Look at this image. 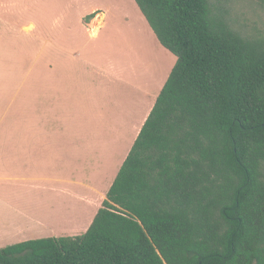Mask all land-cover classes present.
Returning a JSON list of instances; mask_svg holds the SVG:
<instances>
[{
	"label": "trees",
	"instance_id": "16d2710c",
	"mask_svg": "<svg viewBox=\"0 0 264 264\" xmlns=\"http://www.w3.org/2000/svg\"><path fill=\"white\" fill-rule=\"evenodd\" d=\"M134 2L165 84L88 229L0 264H264V39L210 0Z\"/></svg>",
	"mask_w": 264,
	"mask_h": 264
},
{
	"label": "crops",
	"instance_id": "0c3cea01",
	"mask_svg": "<svg viewBox=\"0 0 264 264\" xmlns=\"http://www.w3.org/2000/svg\"><path fill=\"white\" fill-rule=\"evenodd\" d=\"M18 8L14 9L11 5L0 3L2 10L0 15L4 14V18L14 20L13 13L21 16L24 14L20 10H26L24 6ZM0 22L12 25L6 21ZM77 22L83 31L79 28L75 31L83 36L88 33L91 37H96L102 29L89 28L92 22L87 24V29L81 24L78 16ZM12 27L15 28V25ZM19 28L22 34L27 37L29 35L30 40L35 42L36 36L32 34L35 33L36 28L33 23ZM57 32L55 29L54 40L58 38ZM34 47L36 46L32 48ZM52 47V53L47 54L45 40H37V52H41L36 63L37 75H30V68L29 72L26 70L21 83L20 96L8 101L5 110L7 122L0 124V248L29 240L74 237L83 234L101 207L122 165L119 164L116 168L117 161L105 182L96 185L93 181L98 178L96 174L98 168L94 166L92 160V165H86L80 169L81 171H78L76 166L72 169L71 165L61 162L63 159L68 162L67 157L77 156L80 142L82 147L88 148L91 143L97 141L96 143L99 144L96 145L103 148L109 140L105 141L104 135H99V132L105 131L99 130L107 131L112 126L114 132L119 134L126 118L120 116L118 112L113 119L103 115V112L104 124H101L96 131L93 123L79 120L75 66L81 63L84 68L96 70L99 75L105 74V67L88 60L72 61L77 57L76 54L68 56L67 49L61 46ZM173 66V61L168 64L169 74ZM167 76L163 75L155 85L146 81L147 88L140 94L146 97L145 106L138 119L132 122L130 139L124 148L128 145L132 147ZM0 79L4 81L0 83L1 102L4 96L12 93L11 86L8 88V85L13 79L7 77ZM84 95L88 96L87 92ZM20 100L23 120L20 124H14L13 111ZM148 106L149 110H147ZM85 124H91L93 127ZM137 130L136 137L133 135L132 138V133ZM98 138L101 140H97ZM116 139L118 137H114V140ZM92 157L94 160V152ZM60 224H64L66 229L52 230V227Z\"/></svg>",
	"mask_w": 264,
	"mask_h": 264
},
{
	"label": "rangeland",
	"instance_id": "374dc122",
	"mask_svg": "<svg viewBox=\"0 0 264 264\" xmlns=\"http://www.w3.org/2000/svg\"><path fill=\"white\" fill-rule=\"evenodd\" d=\"M210 1L227 13L243 35L264 39V0ZM0 3L11 5L14 9L22 6L26 8L20 10L24 15L16 16L13 13L14 20L4 18V14L0 15V21L15 25L14 28L0 22V78L13 79L8 85V88L11 86L12 93L4 96V100L0 102V124L7 122L5 110L8 101L20 96L26 70L30 68V75H37L36 63L41 54L37 52V40H45L47 54L52 53V46H61L67 49L66 55L76 54L77 57L72 61L88 60L97 65H104V75H99L96 70L84 68L81 63L75 66L79 120L93 123L96 131L104 124L103 115L114 119L119 112L120 116L126 118L123 129L119 134L114 132L112 126L107 131L99 130L105 131L99 132V135H104V140H109L108 144L101 148L95 141L87 148L82 147L80 142L77 156L67 157L68 162L65 159L61 161L71 165L72 169L76 166L79 171L86 165L91 166L92 160L98 168V178L93 182L101 185L111 175L116 162L118 161L116 168L122 164L131 148L130 145L125 148L124 146L130 139L132 122L143 112L146 97L140 94L147 88L146 81L155 85L163 75L167 76L168 64L172 61L174 64L175 57L158 43L134 0H0ZM1 12L0 9V14ZM77 16L86 28L91 22L89 28H102L98 35L91 37L86 33L83 36L76 32V28L83 31V28L77 25ZM30 23L36 28L32 34L36 36L35 42L30 40L29 35L27 37L22 34L19 28ZM55 29L58 31V38L54 40ZM33 46L36 47L32 48ZM2 81L0 79V83ZM86 92L88 96L84 95ZM18 103L13 111L14 124H20L23 120L20 112L21 100ZM137 133L138 130L132 133V138L133 135L136 137ZM114 137L118 139L114 140ZM83 219L85 221L86 216ZM52 228L60 231L66 229V226L60 224Z\"/></svg>",
	"mask_w": 264,
	"mask_h": 264
}]
</instances>
